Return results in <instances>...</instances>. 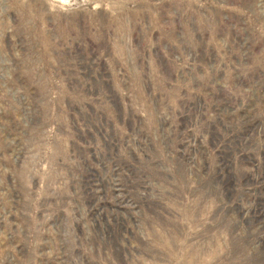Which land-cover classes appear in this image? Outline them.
Returning a JSON list of instances; mask_svg holds the SVG:
<instances>
[{"label":"rangeland","instance_id":"374dc122","mask_svg":"<svg viewBox=\"0 0 264 264\" xmlns=\"http://www.w3.org/2000/svg\"><path fill=\"white\" fill-rule=\"evenodd\" d=\"M0 264H264V0H0Z\"/></svg>","mask_w":264,"mask_h":264},{"label":"clouds","instance_id":"9594fccd","mask_svg":"<svg viewBox=\"0 0 264 264\" xmlns=\"http://www.w3.org/2000/svg\"><path fill=\"white\" fill-rule=\"evenodd\" d=\"M64 3H67V0H63Z\"/></svg>","mask_w":264,"mask_h":264}]
</instances>
